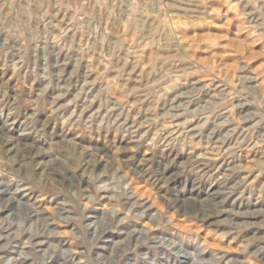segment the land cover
Here are the masks:
<instances>
[{
    "label": "rangeland",
    "instance_id": "rangeland-1",
    "mask_svg": "<svg viewBox=\"0 0 264 264\" xmlns=\"http://www.w3.org/2000/svg\"><path fill=\"white\" fill-rule=\"evenodd\" d=\"M0 264H264V0H0Z\"/></svg>",
    "mask_w": 264,
    "mask_h": 264
}]
</instances>
